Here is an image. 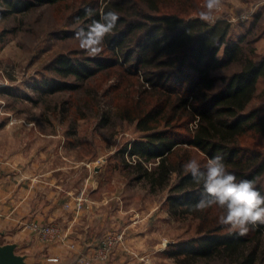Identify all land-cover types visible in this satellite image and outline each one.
I'll list each match as a JSON object with an SVG mask.
<instances>
[{
  "label": "rangeland",
  "instance_id": "rangeland-1",
  "mask_svg": "<svg viewBox=\"0 0 264 264\" xmlns=\"http://www.w3.org/2000/svg\"><path fill=\"white\" fill-rule=\"evenodd\" d=\"M91 1L57 0L0 17V225L5 220L9 230H26L32 264H180L167 253L195 237L199 222L174 215L170 187L153 190L127 166L140 161L131 144L146 134L137 122L115 113L129 102L115 87L120 78L103 69L81 82L54 70L61 57L91 58L74 39L76 30L90 24L77 17ZM162 1L168 10L196 11L193 17L205 4ZM213 15L211 24L230 23L229 41L244 37L246 56L264 57V0H222ZM102 55L107 52L96 57ZM238 69L235 63L213 73L220 78ZM52 79L79 87L44 90ZM134 81L125 78V90L135 92ZM258 87L251 107L264 113L263 76ZM106 112L109 123L103 122ZM249 141L264 153L262 138ZM158 160L145 164L151 168ZM259 183L264 188V175ZM36 223L58 226L59 236L40 237L28 227ZM196 264L231 263L202 259Z\"/></svg>",
  "mask_w": 264,
  "mask_h": 264
},
{
  "label": "trees",
  "instance_id": "trees-1",
  "mask_svg": "<svg viewBox=\"0 0 264 264\" xmlns=\"http://www.w3.org/2000/svg\"><path fill=\"white\" fill-rule=\"evenodd\" d=\"M55 1L0 0V17ZM98 2L92 0L80 9L77 20L91 24L100 19L101 12L118 14L116 28L104 40L107 55L75 61L61 57L54 70L81 82L103 69L112 70L120 78L115 87L129 102L116 108L115 113L137 122L146 134L131 144V154L140 161L127 166L134 168L136 178L150 183L153 190L170 187V211L199 222L197 235L174 245L167 254L180 264H196L202 259L264 264V224L250 227L246 235L240 236L218 224L222 213L216 207L203 213L190 212L186 206L201 199L204 190L183 170L192 158L203 167L209 158L219 155L237 182L253 181L264 195L259 183L264 175V153L259 143L256 146L249 141L264 140V113L251 107L259 80L264 77V57L256 60L246 56L241 45L244 37L229 41V22H204L191 15L196 11L168 10L162 0H104L102 8ZM86 8L94 10L92 17L85 14ZM235 63L239 65L237 71L220 78L214 76L215 69ZM125 78H135V92L125 90ZM44 83L46 91L79 87L57 79ZM110 118L106 112L103 122L109 123ZM179 128L184 131H176ZM153 158L159 159L157 164L147 167L145 162Z\"/></svg>",
  "mask_w": 264,
  "mask_h": 264
},
{
  "label": "clouds",
  "instance_id": "clouds-1",
  "mask_svg": "<svg viewBox=\"0 0 264 264\" xmlns=\"http://www.w3.org/2000/svg\"><path fill=\"white\" fill-rule=\"evenodd\" d=\"M222 0H205L203 10L198 16L201 21L214 22V12L221 7ZM88 17L94 15L92 8H86ZM119 16L115 11L101 12L99 20L75 31L74 39L88 56L96 57L104 50L105 37L112 34L117 26ZM186 175H190L193 183L203 187V194L195 204L186 206L190 212H205L216 207L221 210L218 224L227 226L229 232L240 236L246 235L250 227L264 224V195L257 189L253 181L241 180L227 171L222 157L217 155L201 163L192 158L183 165Z\"/></svg>",
  "mask_w": 264,
  "mask_h": 264
},
{
  "label": "crops",
  "instance_id": "crops-1",
  "mask_svg": "<svg viewBox=\"0 0 264 264\" xmlns=\"http://www.w3.org/2000/svg\"><path fill=\"white\" fill-rule=\"evenodd\" d=\"M5 220L2 221V224L0 225V239L2 243H15L17 245V253L24 255L26 257V260L32 264L33 262L31 259H33V253L31 252L30 244L27 242V233L26 230H9L5 225ZM8 226V225H7Z\"/></svg>",
  "mask_w": 264,
  "mask_h": 264
},
{
  "label": "water",
  "instance_id": "water-1",
  "mask_svg": "<svg viewBox=\"0 0 264 264\" xmlns=\"http://www.w3.org/2000/svg\"><path fill=\"white\" fill-rule=\"evenodd\" d=\"M1 235V232H0ZM0 264H30L24 255L17 253L15 243H2L0 239Z\"/></svg>",
  "mask_w": 264,
  "mask_h": 264
},
{
  "label": "built area",
  "instance_id": "built-area-1",
  "mask_svg": "<svg viewBox=\"0 0 264 264\" xmlns=\"http://www.w3.org/2000/svg\"><path fill=\"white\" fill-rule=\"evenodd\" d=\"M28 227L34 230L40 237L46 238L48 240H52L53 238H56L57 236H59L60 233L59 227L55 225H39L36 223Z\"/></svg>",
  "mask_w": 264,
  "mask_h": 264
}]
</instances>
